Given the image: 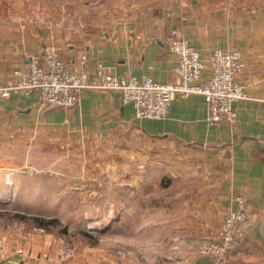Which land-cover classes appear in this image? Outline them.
I'll list each match as a JSON object with an SVG mask.
<instances>
[{"label":"crops","instance_id":"crops-1","mask_svg":"<svg viewBox=\"0 0 264 264\" xmlns=\"http://www.w3.org/2000/svg\"><path fill=\"white\" fill-rule=\"evenodd\" d=\"M25 2L0 0V81L31 56L42 59L45 44L55 45L75 71L93 73L103 64L119 78L148 75L160 82L175 79V37L200 51L201 81L212 74L215 49L241 52L246 97L233 103V124L210 123L199 93L175 98L163 118H147L113 89L87 90L68 107L44 106L37 92L15 91L0 100V150L4 140L31 136L76 152L98 146L141 167L155 156L152 169L168 173L176 189L156 192L162 203L152 213L145 209L150 215L143 225L162 232L158 246L177 249L171 264H214L198 252V243L216 237L238 197L247 204V238L219 264H264V0H143L120 18L77 11L52 19L34 14ZM61 248L49 234L0 242V264H136L108 251L61 260Z\"/></svg>","mask_w":264,"mask_h":264},{"label":"rangeland","instance_id":"rangeland-1","mask_svg":"<svg viewBox=\"0 0 264 264\" xmlns=\"http://www.w3.org/2000/svg\"><path fill=\"white\" fill-rule=\"evenodd\" d=\"M27 1L34 14L52 19L77 11L120 18L143 0ZM2 143L0 242L19 244L49 234L62 246L59 252L108 251L136 264H171L177 249L158 246L162 232L154 225L150 228L153 223L143 225L150 209L162 203L156 192L176 189L168 173L152 169L155 156L141 167L134 159L124 162L122 154L98 146L76 152L31 136ZM51 218L59 223H38Z\"/></svg>","mask_w":264,"mask_h":264},{"label":"built area","instance_id":"built-area-1","mask_svg":"<svg viewBox=\"0 0 264 264\" xmlns=\"http://www.w3.org/2000/svg\"><path fill=\"white\" fill-rule=\"evenodd\" d=\"M171 52L176 62L174 80L156 81L148 75L117 77L111 67L99 64L93 73L75 71L67 66L53 44H45L42 59L33 55L27 66L14 70L13 75L0 81V100L13 92H37L41 103L48 107H68L78 104L87 90L113 89L121 93L124 103H132L138 117L163 118L175 98L193 93L205 96L208 121L212 124H233L237 119L235 101L246 97L241 82L244 62L237 49H215L210 55L212 74L201 81L205 61L200 51L184 36L171 41ZM238 208L230 209L214 239L198 243V252L210 256L214 264L225 259L232 249L242 247L247 238L248 209L243 197L237 198ZM47 254H45L46 256ZM75 250L65 249L59 259L73 257Z\"/></svg>","mask_w":264,"mask_h":264},{"label":"trees","instance_id":"trees-1","mask_svg":"<svg viewBox=\"0 0 264 264\" xmlns=\"http://www.w3.org/2000/svg\"><path fill=\"white\" fill-rule=\"evenodd\" d=\"M38 223L40 226H48L50 224H57L59 223V220L57 218H51L50 220H48L47 222L46 221H43V220H38Z\"/></svg>","mask_w":264,"mask_h":264}]
</instances>
